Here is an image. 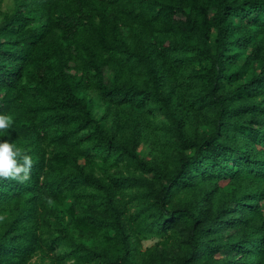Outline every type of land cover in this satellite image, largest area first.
<instances>
[{"label":"trees","instance_id":"trees-1","mask_svg":"<svg viewBox=\"0 0 264 264\" xmlns=\"http://www.w3.org/2000/svg\"><path fill=\"white\" fill-rule=\"evenodd\" d=\"M12 1L0 264H264V0Z\"/></svg>","mask_w":264,"mask_h":264},{"label":"clouds","instance_id":"clouds-1","mask_svg":"<svg viewBox=\"0 0 264 264\" xmlns=\"http://www.w3.org/2000/svg\"><path fill=\"white\" fill-rule=\"evenodd\" d=\"M14 126V117L11 114L0 113V137L9 135ZM32 158L15 142L0 140V180H14L26 182L32 168Z\"/></svg>","mask_w":264,"mask_h":264},{"label":"rangeland","instance_id":"rangeland-1","mask_svg":"<svg viewBox=\"0 0 264 264\" xmlns=\"http://www.w3.org/2000/svg\"><path fill=\"white\" fill-rule=\"evenodd\" d=\"M13 7V1L12 0H6V2L4 3V6H3V9L6 11V10H9L10 8ZM163 120V118H162ZM142 153L144 156H146V158H148V153H149V150H148V147L144 146L142 147L141 149ZM162 240L158 239V238H153V239H149V240H146L143 242V250H147L155 245H157L158 243H160ZM41 261V258L40 257H36L34 258L33 262H37L39 263Z\"/></svg>","mask_w":264,"mask_h":264}]
</instances>
